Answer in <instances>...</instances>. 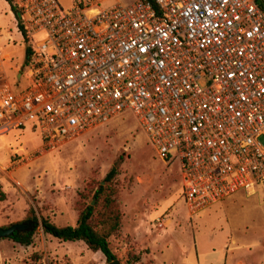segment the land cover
Returning <instances> with one entry per match:
<instances>
[{"label": "built area", "instance_id": "obj_1", "mask_svg": "<svg viewBox=\"0 0 264 264\" xmlns=\"http://www.w3.org/2000/svg\"><path fill=\"white\" fill-rule=\"evenodd\" d=\"M7 1L44 38L0 73V129L56 149L130 113L189 209L264 185V0Z\"/></svg>", "mask_w": 264, "mask_h": 264}, {"label": "rangeland", "instance_id": "obj_2", "mask_svg": "<svg viewBox=\"0 0 264 264\" xmlns=\"http://www.w3.org/2000/svg\"><path fill=\"white\" fill-rule=\"evenodd\" d=\"M78 0H58L67 8ZM95 0H91L93 2ZM108 4V3H106ZM7 0H0V73L25 70L31 39ZM115 174L104 178L111 167ZM101 184L120 213L109 246L123 264H264V185L198 210L182 198L178 164L164 163L130 113L98 124L56 149L38 130L0 129V227L32 208L57 226L75 225ZM105 201H98L95 217ZM83 241H62L39 226L29 245L0 238V264H107Z\"/></svg>", "mask_w": 264, "mask_h": 264}, {"label": "trees", "instance_id": "obj_3", "mask_svg": "<svg viewBox=\"0 0 264 264\" xmlns=\"http://www.w3.org/2000/svg\"><path fill=\"white\" fill-rule=\"evenodd\" d=\"M11 6V5H10ZM263 9L264 6L262 5ZM11 8L18 13L16 9L12 6ZM19 17V16H18ZM20 20V17H19ZM19 28H23L20 22L18 23ZM29 54V48H25V61ZM115 174V167L111 169L106 174L104 180L108 181ZM105 187L101 184L98 185V188L93 194L95 199L94 205L86 204L83 209L79 212L75 225H65L57 226L53 222L49 221L47 218L41 217L38 218L32 208H29L27 211L26 217L21 220H30L33 223V228L26 231H15L11 236H8L9 239L20 245H29L32 242V237L36 229L41 226L42 231L45 234L51 235L54 238H57L62 241H83L87 246L93 251H100L107 262L116 259V256L112 252L108 236L112 231L118 229L120 213L115 206V201L112 200L108 194H104ZM99 200L105 201L102 211L99 212L101 218H96L95 215V206L98 204ZM17 222V223H20ZM12 225V224H10ZM10 225L1 227L6 228Z\"/></svg>", "mask_w": 264, "mask_h": 264}, {"label": "water", "instance_id": "obj_4", "mask_svg": "<svg viewBox=\"0 0 264 264\" xmlns=\"http://www.w3.org/2000/svg\"><path fill=\"white\" fill-rule=\"evenodd\" d=\"M19 16V14L17 13ZM33 228V223L30 220H25L20 223H13L9 227L1 228L0 227V238L11 236L15 231H26ZM107 264H123L119 259H113L109 261Z\"/></svg>", "mask_w": 264, "mask_h": 264}]
</instances>
